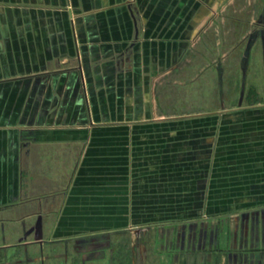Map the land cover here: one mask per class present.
<instances>
[{
	"label": "crops",
	"instance_id": "0c3cea01",
	"mask_svg": "<svg viewBox=\"0 0 264 264\" xmlns=\"http://www.w3.org/2000/svg\"><path fill=\"white\" fill-rule=\"evenodd\" d=\"M128 3L0 0V264H264V93L165 109L214 1Z\"/></svg>",
	"mask_w": 264,
	"mask_h": 264
},
{
	"label": "rangeland",
	"instance_id": "374dc122",
	"mask_svg": "<svg viewBox=\"0 0 264 264\" xmlns=\"http://www.w3.org/2000/svg\"><path fill=\"white\" fill-rule=\"evenodd\" d=\"M213 1V35L207 39V44H212L215 51L207 58L211 59L212 55L214 68L208 69V73L206 69L201 70L199 66H204L207 54L199 53L197 86L193 85L190 78L194 69L190 67V52L186 45L187 49L182 54V73L176 77L182 83L171 82L160 88L163 94L161 103L165 109L179 106L182 109L190 108V91L197 89L199 94L202 92L205 96L206 86L208 93L211 87L208 98H211L214 107L222 105L219 99L221 95H218L222 92L234 101H238L239 95L247 91L259 95L264 93V0ZM201 39L199 44L204 47L205 39ZM215 47L223 48L224 53L216 52L218 49ZM222 54L226 62L224 65L220 64Z\"/></svg>",
	"mask_w": 264,
	"mask_h": 264
},
{
	"label": "water",
	"instance_id": "95a60500",
	"mask_svg": "<svg viewBox=\"0 0 264 264\" xmlns=\"http://www.w3.org/2000/svg\"><path fill=\"white\" fill-rule=\"evenodd\" d=\"M130 2H131V0H129L128 6H129V10H130L131 14L133 15V11H132V9L130 7Z\"/></svg>",
	"mask_w": 264,
	"mask_h": 264
}]
</instances>
